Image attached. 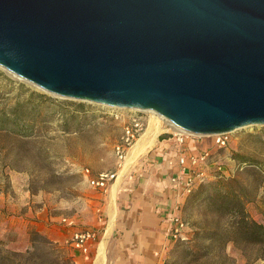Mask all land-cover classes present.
<instances>
[{
  "label": "water",
  "instance_id": "1",
  "mask_svg": "<svg viewBox=\"0 0 264 264\" xmlns=\"http://www.w3.org/2000/svg\"><path fill=\"white\" fill-rule=\"evenodd\" d=\"M0 67L193 134L264 125V0H0Z\"/></svg>",
  "mask_w": 264,
  "mask_h": 264
},
{
  "label": "rangeland",
  "instance_id": "2",
  "mask_svg": "<svg viewBox=\"0 0 264 264\" xmlns=\"http://www.w3.org/2000/svg\"><path fill=\"white\" fill-rule=\"evenodd\" d=\"M134 116L144 123V130L128 157L120 159L116 145ZM153 125L163 129L154 138ZM177 130L152 111H115L60 97L0 67V264H76L75 249L52 240L50 230L67 226L98 232L102 194L112 187L114 195V188L162 137L179 143L181 151L207 149L214 164L207 171L213 178L206 179L224 174L234 190L248 193L247 213L263 223L264 125L227 133L225 147L216 145L214 135ZM87 168L91 174H119L106 189H97L88 181ZM210 194L216 196L217 190L186 201L181 217L186 226L164 264H264V243L236 238V219L226 214L221 199L212 205ZM100 239L99 234L97 242Z\"/></svg>",
  "mask_w": 264,
  "mask_h": 264
},
{
  "label": "crops",
  "instance_id": "3",
  "mask_svg": "<svg viewBox=\"0 0 264 264\" xmlns=\"http://www.w3.org/2000/svg\"><path fill=\"white\" fill-rule=\"evenodd\" d=\"M171 139H159L133 173L115 187L114 195L112 187L102 194L96 224L101 239L89 254L74 250L76 264L165 263L176 242L172 234L175 218L182 217L188 197L181 184L187 175H181L175 162L181 146ZM175 178L182 180L177 183ZM73 230L55 226L48 233L62 244Z\"/></svg>",
  "mask_w": 264,
  "mask_h": 264
},
{
  "label": "built area",
  "instance_id": "4",
  "mask_svg": "<svg viewBox=\"0 0 264 264\" xmlns=\"http://www.w3.org/2000/svg\"><path fill=\"white\" fill-rule=\"evenodd\" d=\"M144 130V123L139 117H133L129 125L125 129V136L122 141L116 145V153L120 159H124L127 156L133 143L140 137ZM215 143L219 147H225L229 141L227 133L215 134ZM181 142L183 138H179ZM180 151L179 156L176 158L178 165L180 166V173L182 176L187 175V178L181 184L185 186V190L190 194L198 185L206 178H213L207 175V171L210 165H213V161L210 162V152L205 149L202 152ZM171 164H174L173 160H170ZM86 176L91 186L97 189H106L112 181H115L118 177V172L101 171L97 174H91L89 168L86 169ZM219 177H223L224 174H218ZM174 182H180L182 179H174ZM66 220V219H64ZM72 224V223H70ZM186 223L181 217L175 218V226L172 234L175 238L181 235ZM73 231L70 237L67 239L68 243L73 249L82 252L83 254H89L95 243L99 233L92 228H76L73 227Z\"/></svg>",
  "mask_w": 264,
  "mask_h": 264
},
{
  "label": "trees",
  "instance_id": "5",
  "mask_svg": "<svg viewBox=\"0 0 264 264\" xmlns=\"http://www.w3.org/2000/svg\"><path fill=\"white\" fill-rule=\"evenodd\" d=\"M30 107L31 109L36 108L35 106ZM221 186H223V188H221ZM262 186L264 187V181ZM205 190H217L216 196L210 194L207 196V199L211 200L210 203H212V205L217 204L216 199H221L220 206L225 210L227 215L236 219L237 228L234 232L236 238L244 236L250 240L264 243V222L260 223L251 218L245 207V201L251 199V197L249 198L248 193H238L231 187L225 177H219L212 180L205 179L190 193L191 195L187 202L191 203L198 201Z\"/></svg>",
  "mask_w": 264,
  "mask_h": 264
},
{
  "label": "bare ground",
  "instance_id": "6",
  "mask_svg": "<svg viewBox=\"0 0 264 264\" xmlns=\"http://www.w3.org/2000/svg\"><path fill=\"white\" fill-rule=\"evenodd\" d=\"M113 108H115V109H118V110H125V108H120V107H113ZM133 110H137V109H133ZM146 111H152L154 114L155 113H157V112H155V111H153V110H146ZM158 114V113H157ZM158 116L159 117H163L162 115H160V114H158ZM173 125H175L174 123H173ZM160 126V125H159ZM159 126H157V125H153V126H151L150 127V129H151V137L152 138H154L157 134H159L163 129H161ZM175 127L176 128H178V130H177V132L178 133H181V134H183V133H185L186 131L185 130H183V129H181V128H179L177 125H175ZM147 130V129H146ZM146 130H145V132L144 133H146ZM182 131H185V132H182ZM149 132V131H148ZM149 135V134H148ZM150 136V135H149ZM150 137V138H151ZM147 139V140H145V141H143L144 143H145V145H147L151 140H152V138L151 139ZM128 157V156H127ZM125 161H127V159L125 160ZM126 163V162H125ZM115 189V188H114Z\"/></svg>",
  "mask_w": 264,
  "mask_h": 264
}]
</instances>
